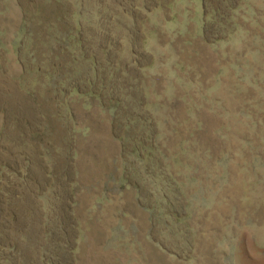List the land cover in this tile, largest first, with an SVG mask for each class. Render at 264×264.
Returning <instances> with one entry per match:
<instances>
[{
  "label": "rangeland",
  "instance_id": "1",
  "mask_svg": "<svg viewBox=\"0 0 264 264\" xmlns=\"http://www.w3.org/2000/svg\"><path fill=\"white\" fill-rule=\"evenodd\" d=\"M153 248L264 264V0H0V264Z\"/></svg>",
  "mask_w": 264,
  "mask_h": 264
},
{
  "label": "water",
  "instance_id": "2",
  "mask_svg": "<svg viewBox=\"0 0 264 264\" xmlns=\"http://www.w3.org/2000/svg\"><path fill=\"white\" fill-rule=\"evenodd\" d=\"M209 252L213 255V256H215L216 254H217V248H216V246H215V243H213V242H210L209 243ZM153 252H154V255L159 259V260H162V261H165L166 259L163 257V256H161L160 254H159V252L155 249V248H153ZM162 264H169V262H161Z\"/></svg>",
  "mask_w": 264,
  "mask_h": 264
}]
</instances>
